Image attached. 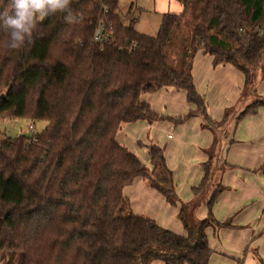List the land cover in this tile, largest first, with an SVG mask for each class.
<instances>
[{
  "label": "trees",
  "instance_id": "16d2710c",
  "mask_svg": "<svg viewBox=\"0 0 264 264\" xmlns=\"http://www.w3.org/2000/svg\"><path fill=\"white\" fill-rule=\"evenodd\" d=\"M179 1L184 11L165 13L156 36L126 25L120 0H72L79 22L49 16L19 50L7 49L0 31V117L47 121L31 136L0 133V264H211L207 225L232 226L214 215L221 182L208 216L190 221L209 187L211 158L193 199L184 202L165 148L149 146L148 167L117 134L137 120L181 123L198 115L214 123L192 73L201 50L215 67L241 70L243 94L253 93L259 69L264 73V0H201L182 68L166 51L193 2ZM100 27L104 36L96 40ZM164 87L184 90L194 108L176 117L155 111L142 96ZM260 107L264 96L243 104L236 122ZM137 178L179 206L186 234L127 212L124 189Z\"/></svg>",
  "mask_w": 264,
  "mask_h": 264
},
{
  "label": "crops",
  "instance_id": "0c3cea01",
  "mask_svg": "<svg viewBox=\"0 0 264 264\" xmlns=\"http://www.w3.org/2000/svg\"><path fill=\"white\" fill-rule=\"evenodd\" d=\"M175 2L173 8L172 3H169L163 6L164 9H172L176 14L182 13L183 4L179 0ZM192 73L197 90L206 97L210 115L222 119L227 107L233 106L240 99L245 84L244 73L229 63L215 67L213 56L202 50L194 57ZM254 92L264 96V76L260 73ZM142 98L155 111L173 117L184 115L194 108L188 102L186 92L175 87L145 93ZM240 107L242 111L243 104ZM202 124V117L198 115L176 126L166 120H137L127 123V127L118 132L117 140L146 164L147 156L140 146L149 143L146 137L149 130V139L165 148L167 165L173 171L176 191L187 202L193 198L192 188L199 185L204 177L203 164L208 160L206 149L213 143V133L203 128ZM129 133L134 138L128 139ZM227 136L230 141L226 146L222 145V149H225L223 155L228 168L220 179L226 188L219 194L214 205V215L221 221L234 216L235 225L256 224V217L264 207V108L243 116L233 133ZM143 155L145 158L142 159ZM148 161L151 167L150 156ZM148 184L146 179L137 178L124 189V194L133 201L134 213L147 214L161 226L186 234L176 220L178 207L169 204L163 194ZM263 224L264 220L258 226ZM207 236L214 250L211 264H233L231 254L247 244L231 243L228 250L231 254L222 252L221 256H216L215 250L220 249V245L213 243L209 231ZM152 264L166 263L155 261Z\"/></svg>",
  "mask_w": 264,
  "mask_h": 264
},
{
  "label": "rangeland",
  "instance_id": "374dc122",
  "mask_svg": "<svg viewBox=\"0 0 264 264\" xmlns=\"http://www.w3.org/2000/svg\"><path fill=\"white\" fill-rule=\"evenodd\" d=\"M169 3H172L171 8H173V5H175L176 2L175 0H120L119 12L122 15L123 21L126 25H133L136 30L142 33L150 36H156L160 30L163 15L165 13H173L172 9H164L163 7L168 5ZM202 9L203 6L201 0H193L188 13L180 19L179 23L174 28L171 41L169 42L166 51L169 55L171 64L177 68H182L186 64L185 61L188 58L187 47L190 42L191 25L198 18H201ZM258 73L262 74V77L264 76L262 69H259ZM258 97L259 95L256 94V92L250 93L248 95L243 94L242 91L239 101L233 106L227 107L223 115V118L226 116V119L224 121H222L223 118L218 120L215 117H212L214 123H206L202 119V123L204 122V126L202 124L203 128L209 129L213 133V143L206 149L208 160L211 158L209 187L207 191L202 195V201L190 210V221L197 223L208 216V201L211 198L214 190L218 188V184L220 183L223 172L228 168L223 155V153H225V149L224 147L222 149V145L226 146V144L230 141L227 134L229 133L231 135L235 130V127L237 125V114L241 111V104L248 105L253 102L254 98ZM166 121L171 123V125L173 126L180 124L173 120ZM31 124L34 126L32 130L29 128ZM46 124V120H37L33 122L28 118L0 117V133L6 134L11 137H16L22 134L31 136L32 133L40 132L46 126ZM126 127L127 123L124 124L121 129H124ZM150 135L151 134L148 130L146 137L148 138L149 143L142 144L140 146V148L145 151L144 154H146L147 156L145 162L148 167H150L148 161L149 146L154 144V142L149 139ZM132 138H134V136L132 135V133H129L128 139ZM143 158H145L144 155L142 156V159ZM225 188H223V190H225ZM125 196L127 212L134 213L133 201L126 194ZM177 207L178 212L176 220L180 223L183 230L186 231L183 221L179 218V206ZM233 218L234 216H231L229 219L221 221L216 217L219 222H226L228 224H232V226H220L215 222H212L206 227V231L210 232V238L213 243H218L220 245V249L215 250V255L221 256L222 252L228 253L231 243H247L244 247H242V249L240 248V251H234L233 255L231 253H228L232 256V258H230L232 263L264 264V224L258 226V223L264 220V207L263 211L256 217V224L249 223L247 225H235L233 224ZM215 264L220 263L216 262Z\"/></svg>",
  "mask_w": 264,
  "mask_h": 264
},
{
  "label": "clouds",
  "instance_id": "9594fccd",
  "mask_svg": "<svg viewBox=\"0 0 264 264\" xmlns=\"http://www.w3.org/2000/svg\"><path fill=\"white\" fill-rule=\"evenodd\" d=\"M72 0H0V31L7 35L4 46L19 50L32 42L38 22L63 14L67 24L77 23L71 7Z\"/></svg>",
  "mask_w": 264,
  "mask_h": 264
},
{
  "label": "built area",
  "instance_id": "2783aa9c",
  "mask_svg": "<svg viewBox=\"0 0 264 264\" xmlns=\"http://www.w3.org/2000/svg\"><path fill=\"white\" fill-rule=\"evenodd\" d=\"M103 32H102V29H101V27L100 28H98V30H97V33H96V36H95V39L96 40H102L103 39ZM33 125L31 124L30 126H29V128L32 130L33 129ZM34 133H32V135H33ZM34 140H36V138L35 137H33V141Z\"/></svg>",
  "mask_w": 264,
  "mask_h": 264
},
{
  "label": "water",
  "instance_id": "95a60500",
  "mask_svg": "<svg viewBox=\"0 0 264 264\" xmlns=\"http://www.w3.org/2000/svg\"><path fill=\"white\" fill-rule=\"evenodd\" d=\"M241 112V111H240ZM240 112L237 114V117L239 116Z\"/></svg>",
  "mask_w": 264,
  "mask_h": 264
}]
</instances>
